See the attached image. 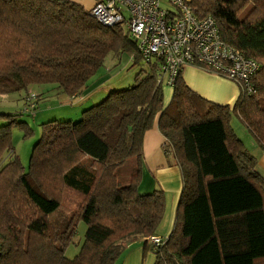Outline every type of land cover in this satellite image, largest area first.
I'll return each instance as SVG.
<instances>
[{
    "label": "trees",
    "instance_id": "trees-1",
    "mask_svg": "<svg viewBox=\"0 0 264 264\" xmlns=\"http://www.w3.org/2000/svg\"><path fill=\"white\" fill-rule=\"evenodd\" d=\"M185 2L198 18L214 21L226 44L258 64L250 79L255 92L248 94L233 82L239 95L231 107L199 96L183 80L182 70L166 103L164 85L157 82L160 59L144 61L123 24L102 26L85 4L0 0V94L54 84L60 93L81 100L108 79L100 74L108 54L119 60L128 55L147 65L131 86L110 91L82 110L77 122L42 124L26 170L14 155L7 126L25 124L6 116L8 123L0 126V160L5 154L9 158L0 163V264H116L127 243L157 236L164 193L140 188L142 139L154 123L182 186L164 243L145 240L153 264H264V180L229 124L235 112L264 150V0ZM31 95L23 98L29 115L34 112ZM82 155L100 167L97 175L80 160ZM128 159L135 161L134 177L119 186L112 168ZM46 180L57 185V193L47 190ZM61 192L85 200L79 214L59 213L55 195L61 197ZM19 201L33 207L34 216H23ZM54 214L60 216L51 221ZM98 216L114 220L117 228ZM79 222L85 224L83 243L67 259L64 251ZM28 236L40 242H30Z\"/></svg>",
    "mask_w": 264,
    "mask_h": 264
},
{
    "label": "built area",
    "instance_id": "built-area-1",
    "mask_svg": "<svg viewBox=\"0 0 264 264\" xmlns=\"http://www.w3.org/2000/svg\"><path fill=\"white\" fill-rule=\"evenodd\" d=\"M89 14L105 27L123 24L144 61L160 59L157 82L164 86L172 87L184 67L194 66L255 92L250 79L258 64L226 44L214 21L198 18L185 0H93ZM165 239L151 236L149 241L160 245Z\"/></svg>",
    "mask_w": 264,
    "mask_h": 264
},
{
    "label": "rangeland",
    "instance_id": "rangeland-1",
    "mask_svg": "<svg viewBox=\"0 0 264 264\" xmlns=\"http://www.w3.org/2000/svg\"><path fill=\"white\" fill-rule=\"evenodd\" d=\"M164 5V4H163ZM246 9L245 12L250 10V5L248 7H244ZM239 15L242 17L244 13L239 12ZM124 26V25H123ZM124 28V27H123ZM124 33H126V28H124ZM101 75H108V79L105 80L102 84L98 86L95 90L90 92L87 99L78 102V97L74 100L71 97L60 93L54 84H40V85H30L26 90H20L18 92H12L8 94H0V126H4L8 123V119L6 116L14 115L13 119L17 123H24L25 125L19 124H8L10 130V138H11V146L14 152V155L18 157L20 164L26 170L29 163V158L32 153V149L38 139L41 137V125L50 121H72L77 122L80 119L81 111L97 104L104 97L108 95L110 91L125 89L131 86L134 81L136 75L140 72V70H147V65L140 59L135 60L134 58H129V56H123L119 60V56L115 57L111 54H108L103 60V64L100 68ZM31 93L30 102L34 105V112L29 115L28 113L23 111L24 101L26 93ZM164 92V101L170 100L172 95V89L167 86H163ZM82 100V99H81ZM82 102H87L84 106H80V108H75V106H79ZM234 104V103H233ZM232 104V105H233ZM235 122V124H239L243 126V123L240 122L238 115L235 112H231L230 121ZM238 121V122H237ZM252 137V136H251ZM253 138V137H252ZM3 159V160H2ZM8 154L3 155L0 160V163H4L8 160ZM82 162H85L86 165L90 166L91 169L95 170L100 168L95 162L82 155L80 157ZM134 167L135 161L134 159H128L122 165H118L117 168L114 166L112 170H116V180L119 181V186L127 185L133 177H134ZM100 171V170H99ZM96 171V175L99 173ZM96 186V185H94ZM46 187L48 191L53 190L55 193L58 192L57 185L51 183L49 180H46ZM62 193V192H61ZM59 198L61 202V210L60 214L71 215L73 213L79 214L81 204L85 202L83 198L80 196H76L73 193L68 192L67 194L62 193L60 197V193L55 195ZM84 201V202H83ZM83 202V203H82ZM170 203L171 196L167 195L165 199V211H163L162 219L159 225L156 227V234L161 235L169 228L170 224ZM23 209L21 214L28 218L34 216L33 207L29 206L24 207V203H18ZM60 214L51 215V221L58 220ZM98 219H101L98 216ZM101 222L105 225H110L114 229L117 228L114 220H107L106 218H102ZM85 231V224L83 222H79L77 224V230L74 236L72 243L67 245L64 251L65 258L72 259L74 258L80 251V247L83 243V236ZM119 236H117L118 238ZM164 237V236H161ZM26 233L22 237V239H26ZM30 242H40L39 239H36L33 236H28ZM115 240V237H113ZM150 237H146L147 242ZM116 241V240H115ZM119 243H123L119 241ZM26 259V258H23ZM28 260V259H27ZM31 261V259H30ZM31 262H29L30 264ZM19 264H28L26 260H22ZM119 264V261L116 262Z\"/></svg>",
    "mask_w": 264,
    "mask_h": 264
},
{
    "label": "crops",
    "instance_id": "crops-1",
    "mask_svg": "<svg viewBox=\"0 0 264 264\" xmlns=\"http://www.w3.org/2000/svg\"><path fill=\"white\" fill-rule=\"evenodd\" d=\"M85 4L88 8L92 5L93 0H76ZM182 77L185 83L202 98L217 103L219 105L232 106L239 95V89L232 81L223 77L210 73L204 69L186 66L182 69ZM96 89V88H95ZM93 89V90H95ZM92 90V91H93ZM91 92V91H90ZM89 92V93H90ZM82 95V100L87 99L90 94ZM166 103L169 100L165 101ZM87 102H82L75 108L84 106ZM240 120V118H239ZM238 122V121H237ZM240 122H242L240 120ZM230 127L235 136L243 143L245 149L255 158V171L264 180V150L258 145L254 137L244 126L229 122ZM253 138H252V137ZM164 138L159 133L156 123L147 130L142 139V178L140 188L142 192H149L153 188L160 189L164 193L165 199L167 195L171 196L170 203V224L167 232L157 236H168L174 224V215L179 194L181 191V176L178 167L172 160H167L163 150ZM165 211V208H164ZM146 239H136L125 245L124 251L121 253L117 261L119 264H153L154 255L148 249ZM116 261V262H117Z\"/></svg>",
    "mask_w": 264,
    "mask_h": 264
}]
</instances>
